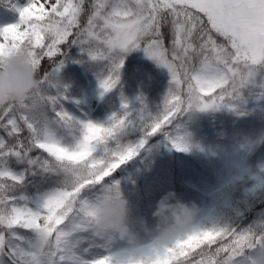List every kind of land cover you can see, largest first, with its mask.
I'll use <instances>...</instances> for the list:
<instances>
[{"label":"snow or ice","instance_id":"snow-or-ice-1","mask_svg":"<svg viewBox=\"0 0 264 264\" xmlns=\"http://www.w3.org/2000/svg\"><path fill=\"white\" fill-rule=\"evenodd\" d=\"M12 7L20 18L0 28V64L24 57L39 85L22 103L0 108V264H264V219L242 228L195 223L168 245L154 234L130 244L100 235L92 211L99 200L122 196L114 174L152 137L164 134L187 151L181 116L235 109L264 77V0H29ZM73 45L97 69L101 96L120 84L125 54L143 49L170 73L162 109L153 114L143 97L133 107L122 94L107 123L70 111L59 73Z\"/></svg>","mask_w":264,"mask_h":264},{"label":"rangeland","instance_id":"rangeland-1","mask_svg":"<svg viewBox=\"0 0 264 264\" xmlns=\"http://www.w3.org/2000/svg\"><path fill=\"white\" fill-rule=\"evenodd\" d=\"M12 5H9V1L0 4V28L19 22V13ZM68 57L59 73V79L65 86L63 90L65 94L67 89L70 90L72 95H80L82 91L81 95L88 96V106L84 112L91 120L98 122L109 113L116 112L121 107L122 94L128 101L133 99L139 101L138 97H143L148 110L153 114L162 109L164 97L170 87V73L147 57L143 49L125 54L120 84L106 93L105 98L108 102L101 108H95L97 96L101 92L96 75L97 69L88 62L86 56H83L78 46L73 45L68 50ZM82 58L85 62H74ZM262 85H264V77H258L256 84L244 90L242 99L237 102L235 109L229 107L205 111L194 109L181 116L177 121L178 134L186 138L189 146L187 151H178L172 146L168 136L157 134L149 140L144 150L126 162V166L121 169L125 172L130 164L133 165V169L128 170L115 181H119L121 193L134 214L146 217L150 225H155L156 220L152 217V212L157 202L166 193L176 192L177 187L176 193L184 202H195L199 208L203 203L211 200L221 180L235 170L237 153L240 152L241 143L247 139V136L238 143L237 138L243 132L237 128L232 130L234 135L207 137L198 133L194 122L201 116L231 110L236 116L248 119L250 126H246L245 130L250 127H255L251 132L262 129L264 127V86ZM67 100L64 101L65 107L75 114H80L79 105H75L78 102L70 104ZM243 104L248 108L243 109L241 107ZM166 130L177 134V129H171L170 125L166 126ZM139 137L136 135L129 139L136 140ZM201 148L204 150L203 153L199 150ZM257 219H264V207L257 212L253 221ZM253 221L240 228L247 227Z\"/></svg>","mask_w":264,"mask_h":264},{"label":"trees","instance_id":"trees-1","mask_svg":"<svg viewBox=\"0 0 264 264\" xmlns=\"http://www.w3.org/2000/svg\"><path fill=\"white\" fill-rule=\"evenodd\" d=\"M5 1L7 0H0L1 3ZM16 2L21 6L29 3V0H10L9 3ZM44 67H48L47 61L44 62ZM66 92L67 101L87 106V96L72 95L68 89ZM104 96L105 94L103 96L100 94L97 97V104L103 102ZM131 106L141 107L140 101L132 100ZM241 107L248 108L246 104ZM111 115L99 120L98 123H107ZM247 120L236 116L234 111L226 110L214 115L201 116L194 122L198 133L207 137L209 135H234L232 130L237 128L243 132L237 138L238 143L244 136H247V139L241 143L242 153L237 155L235 172L221 181L209 203L201 205L196 220L197 224L208 227L212 226L214 222H218L221 226L224 224L236 226L242 219L254 216L255 212L264 207V127L252 132L251 130L255 127L245 130L246 126H250ZM135 134L140 133L136 132ZM175 190L178 192V187ZM249 221L250 219H247L245 224ZM214 248L215 245H213Z\"/></svg>","mask_w":264,"mask_h":264},{"label":"clouds","instance_id":"clouds-1","mask_svg":"<svg viewBox=\"0 0 264 264\" xmlns=\"http://www.w3.org/2000/svg\"><path fill=\"white\" fill-rule=\"evenodd\" d=\"M39 85L33 66L22 56H12L0 64V108L20 104ZM105 191L116 190L105 185ZM100 235L114 234L130 244H135L143 234H154L162 245L184 238L196 223L199 207L195 202H184L176 192L170 191L157 202L150 225L146 217L134 214L128 201L122 196L112 195L101 199L92 209Z\"/></svg>","mask_w":264,"mask_h":264}]
</instances>
